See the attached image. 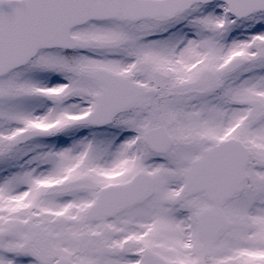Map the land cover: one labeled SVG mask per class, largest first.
Listing matches in <instances>:
<instances>
[{"label": "snow or ice", "instance_id": "6c2138e0", "mask_svg": "<svg viewBox=\"0 0 264 264\" xmlns=\"http://www.w3.org/2000/svg\"><path fill=\"white\" fill-rule=\"evenodd\" d=\"M0 264H264V0H0Z\"/></svg>", "mask_w": 264, "mask_h": 264}]
</instances>
